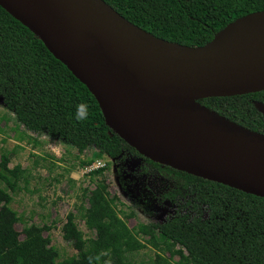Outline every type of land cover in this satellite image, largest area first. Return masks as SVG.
<instances>
[{
  "label": "trees",
  "instance_id": "trees-1",
  "mask_svg": "<svg viewBox=\"0 0 264 264\" xmlns=\"http://www.w3.org/2000/svg\"><path fill=\"white\" fill-rule=\"evenodd\" d=\"M120 16L170 43L201 48L228 25L264 12V0H103ZM0 101L15 115L17 130L45 134L84 155L96 158L84 168L109 157L137 161L141 171L156 178L166 191L158 203L177 208L164 223L138 224L134 212L117 210L119 197L100 181L82 195L62 228L64 239L78 254L60 261L46 232L48 226H26L11 207L27 170L10 168L7 153L0 154V264H144L131 255L156 250L154 264H264V199L157 164L142 156L109 128L95 97L59 62L28 28L0 7ZM199 103L264 140V93L214 98ZM87 117L76 119L77 106ZM106 168L90 175H102ZM84 221L87 237L79 228Z\"/></svg>",
  "mask_w": 264,
  "mask_h": 264
},
{
  "label": "water",
  "instance_id": "water-1",
  "mask_svg": "<svg viewBox=\"0 0 264 264\" xmlns=\"http://www.w3.org/2000/svg\"><path fill=\"white\" fill-rule=\"evenodd\" d=\"M0 7L87 87L107 126L142 156L264 199V157L255 149L264 140L199 103L264 93V12L191 48L155 38L103 0H0ZM133 111L160 124L187 167L141 149Z\"/></svg>",
  "mask_w": 264,
  "mask_h": 264
},
{
  "label": "rangeland",
  "instance_id": "rangeland-1",
  "mask_svg": "<svg viewBox=\"0 0 264 264\" xmlns=\"http://www.w3.org/2000/svg\"><path fill=\"white\" fill-rule=\"evenodd\" d=\"M16 127L15 115L0 101V154L9 155L10 168L21 166L27 170L19 191L12 194L11 207L22 219L17 229L21 232L28 225L51 227L45 236L50 237L52 246L58 250L60 261L78 254L72 243L64 239L62 228L67 216L77 214L76 206L82 203V195L89 194L102 180L109 184L111 198H120L122 205L118 204L117 210L136 214V219L128 222L130 228L138 224L164 223L176 214L174 207L158 203V195L166 188L156 178L143 174L140 162L105 157L84 168L82 163L96 158V150L90 149L80 155L60 140ZM103 168L106 170L102 175H90ZM77 224L87 237H94L89 234L84 221L78 220ZM157 253L148 248L131 258L154 264Z\"/></svg>",
  "mask_w": 264,
  "mask_h": 264
},
{
  "label": "bare ground",
  "instance_id": "bare-ground-1",
  "mask_svg": "<svg viewBox=\"0 0 264 264\" xmlns=\"http://www.w3.org/2000/svg\"><path fill=\"white\" fill-rule=\"evenodd\" d=\"M131 116L134 120L135 127L145 144L141 149L147 151V147H149L150 149L169 157V159H174L182 166L187 167L181 158V153L178 151L174 143L170 139H167L160 124L151 121L152 119L150 117L145 116L138 111H133ZM140 143L141 142H139L138 145ZM255 149L258 154L264 157L263 143L256 141Z\"/></svg>",
  "mask_w": 264,
  "mask_h": 264
},
{
  "label": "clouds",
  "instance_id": "clouds-1",
  "mask_svg": "<svg viewBox=\"0 0 264 264\" xmlns=\"http://www.w3.org/2000/svg\"><path fill=\"white\" fill-rule=\"evenodd\" d=\"M86 117H87L86 106L85 105L77 106L76 119L77 120H83V119H86Z\"/></svg>",
  "mask_w": 264,
  "mask_h": 264
},
{
  "label": "flooded vegetation",
  "instance_id": "flooded-vegetation-1",
  "mask_svg": "<svg viewBox=\"0 0 264 264\" xmlns=\"http://www.w3.org/2000/svg\"><path fill=\"white\" fill-rule=\"evenodd\" d=\"M140 165H141V163H140ZM140 168H141V166H140ZM144 174V173H143ZM176 209V213H177V208H175ZM171 219V218H170Z\"/></svg>",
  "mask_w": 264,
  "mask_h": 264
}]
</instances>
